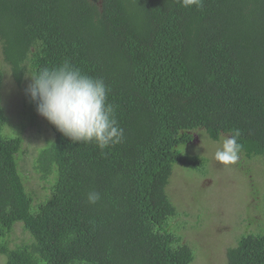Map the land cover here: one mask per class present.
Listing matches in <instances>:
<instances>
[{
  "label": "trees",
  "instance_id": "1",
  "mask_svg": "<svg viewBox=\"0 0 264 264\" xmlns=\"http://www.w3.org/2000/svg\"><path fill=\"white\" fill-rule=\"evenodd\" d=\"M0 51L1 264H193L185 223L172 225L181 215L173 165L206 174L209 159L187 149L197 131L214 142L239 132L240 155L264 158V0H203L200 9L178 0H0ZM66 60L109 86L122 143L103 153L72 143L30 99L11 121L3 69L21 87ZM38 117L52 137L30 161L26 131L44 132ZM27 159L40 170L36 188ZM93 191L100 199L90 204ZM16 223L29 238L12 244ZM226 261L264 264V228L242 235Z\"/></svg>",
  "mask_w": 264,
  "mask_h": 264
},
{
  "label": "rangeland",
  "instance_id": "2",
  "mask_svg": "<svg viewBox=\"0 0 264 264\" xmlns=\"http://www.w3.org/2000/svg\"><path fill=\"white\" fill-rule=\"evenodd\" d=\"M24 81L21 87L17 86L9 70L3 69L1 94L14 123L18 119L17 113L30 102L26 88L31 81L27 75ZM37 122L44 129L43 133L32 134L26 131L28 137L25 141L31 145L28 149L30 161L34 148H39L47 138L52 137L40 117ZM193 135L194 140L188 144V151L192 155L200 154L208 158L209 163L205 164V175L180 164L173 165L170 190L173 203L181 215L172 225L185 223L180 234L184 236L183 241L194 250L193 264H227L226 251L229 247L236 246L242 235L264 228V158L249 160L240 155L235 165L222 166L215 161L214 153L226 135H221L219 142L210 140L200 131L193 132ZM27 166L30 168L26 171L28 187L40 186V170H34L28 159ZM14 227L15 231L10 238L12 244L29 238L21 223H16Z\"/></svg>",
  "mask_w": 264,
  "mask_h": 264
},
{
  "label": "clouds",
  "instance_id": "3",
  "mask_svg": "<svg viewBox=\"0 0 264 264\" xmlns=\"http://www.w3.org/2000/svg\"><path fill=\"white\" fill-rule=\"evenodd\" d=\"M182 7H203V0H178ZM26 94L36 112L72 143H95L101 150L124 140V129L115 117V106L108 101L109 86L102 78L82 72L70 61L45 67L30 75ZM239 132L226 135L215 151L222 166L235 165L242 151ZM87 202L95 204L98 192H89Z\"/></svg>",
  "mask_w": 264,
  "mask_h": 264
}]
</instances>
